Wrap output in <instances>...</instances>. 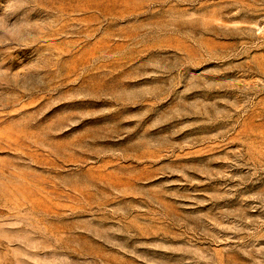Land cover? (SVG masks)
Wrapping results in <instances>:
<instances>
[{"label":"rangeland","instance_id":"rangeland-1","mask_svg":"<svg viewBox=\"0 0 264 264\" xmlns=\"http://www.w3.org/2000/svg\"><path fill=\"white\" fill-rule=\"evenodd\" d=\"M0 264H264V0H0Z\"/></svg>","mask_w":264,"mask_h":264}]
</instances>
